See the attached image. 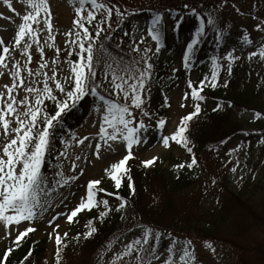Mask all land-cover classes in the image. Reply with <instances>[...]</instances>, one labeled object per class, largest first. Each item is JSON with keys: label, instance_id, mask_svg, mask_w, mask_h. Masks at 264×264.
Instances as JSON below:
<instances>
[{"label": "rangeland", "instance_id": "1", "mask_svg": "<svg viewBox=\"0 0 264 264\" xmlns=\"http://www.w3.org/2000/svg\"><path fill=\"white\" fill-rule=\"evenodd\" d=\"M152 1H169L172 3V12L179 14L183 12V6H185L183 4L185 3H190L187 5V9L200 7L203 13H207L208 16L211 14L227 33V38L222 42L224 47L220 50L221 52H216L217 50L213 48L214 43H209L205 39L195 46L196 50L188 61L190 67L185 68L183 52L186 44L192 38L188 34H182L178 40L169 35L164 43L160 42L157 51L156 42L148 35L150 26L148 13L145 9L141 11L136 9ZM47 3L51 13V35L54 39L48 40L47 29L38 33V39L42 47L43 59L48 61V67L43 70L39 68L38 62L41 60V53L37 51L36 44L29 41L31 44L29 52L32 56L29 68L33 72L46 71L51 75V69L55 67L58 69V78L63 82L64 78L70 75L69 64L65 62L67 49L70 45L66 44L65 41L73 38L66 36L65 33L75 31L73 25L74 8L78 4L70 3L69 0H47ZM116 3L127 15L118 18L113 11L108 22L114 24L125 19V22L130 25L127 26L125 35L119 37L120 42H123L122 49L131 56L126 64L131 63L133 59H139V56L131 51V46L143 37V41L139 44L140 54H143L144 48H148L150 50L147 54L149 62L152 65L155 61L166 62L169 69L165 78V98H167L169 105L167 117L163 119L165 125L162 128L156 127V121L160 119L155 118L150 109V100H152L151 80L148 78V83L140 94L143 99L142 107L150 115L144 116L139 109L134 110L133 126L138 121H143L145 126L138 133L139 142L132 145V157L129 161L140 163L156 157L152 164L157 165L169 155H173L175 159H180V161L186 160V148L183 144L170 140L169 146L164 147L161 138L173 133L180 118L195 111L194 105L196 103H199L200 108L209 111L217 109L216 105L220 104L218 99L195 101L191 97V90L187 83L188 80H191L193 86H197L205 76L211 78V67L203 68V65L211 64L208 59L213 56L223 57L229 51H232L233 55L239 56L243 88L245 91H255L254 89L258 88L257 93L256 91L255 93L251 92L256 100H264V59L262 62L254 64L251 60L255 61V58L260 57L258 55L250 57L249 55V53L258 52L260 46L264 45V24H262L264 22L262 21L264 20V0H231V2L224 0H115ZM107 5L111 7V4ZM27 11L28 6L25 0H9V5H5L3 0H0V39H3L9 47L14 43L15 31L18 30L21 17ZM82 14L85 15L86 13L82 10ZM104 15L106 14L103 10L98 11V16L103 18ZM167 15L168 13H166ZM166 16L164 21L167 22L166 30L169 34L170 26ZM257 24H262L260 29L255 27ZM33 27L35 28L37 25H33ZM39 27H43L42 20ZM245 33L251 40V44L245 43L242 39ZM49 44L52 47H49ZM57 48L60 49L58 56ZM193 56L196 59L193 60ZM12 59L21 64L24 63L25 57L21 55L20 48L12 49ZM54 59L59 60V63L53 65ZM219 62L222 75L216 83L218 87H222L228 64L223 59H220ZM140 67H143L142 63ZM9 70L10 68L0 69V73H2L0 74V90H4V85H10L12 82V78L8 75ZM102 70L103 68L100 69L97 77V83L103 82L100 89L111 95L119 103L130 104V101H126L122 96L117 97L112 93L109 81L105 79ZM22 75L28 84H32L33 78L42 81V77L39 75L30 77L27 72H23ZM205 85L206 87L211 86L208 82ZM32 86L41 88L43 84L41 82L32 84ZM50 86L54 87L51 82ZM185 94H187L186 99L184 98ZM13 95L18 99L23 98L26 95L23 92V86L16 89ZM98 105L100 111H97L96 108L90 109L84 120L74 129L75 136L64 139L66 144L61 141L55 153L59 165L55 175L57 171H60L63 173L64 179L72 175H75L76 179L57 189L51 196V204H46V210L38 213L33 221H21L19 225L11 224L8 228H5L0 222V258H3L6 249L12 248L13 251L26 237H29L32 241L40 242V246L45 251L46 262L51 264L56 247L55 234L58 232L63 238V234L72 230L77 225L79 218L89 211H81L73 218L72 222H69L65 215H60L50 224L51 218L57 213H69L86 193V185L89 180H99L101 183L98 186L108 192L115 188L114 182L107 175L105 169L110 168L112 163L126 155L128 149L123 140L108 141L107 145L101 142L99 156L94 154L96 151L95 143L100 141L98 136L99 118L103 111V104ZM17 107L22 111L24 105L18 104ZM256 113L254 111L240 113L238 119L245 124L246 132L238 133L229 139L220 148L217 156L210 159L209 156L207 158L206 155H203L200 161L205 162V166L199 164L201 175L199 179L195 181L192 187L172 197L170 200L172 212L161 218L162 224L157 223L160 227L159 230L153 229L154 232L161 233L159 239L168 236V243L172 244V252L169 253L168 251L170 244L168 247L157 248L156 255L159 260L152 261V264H163L164 259L169 255L172 256L175 264H181L179 256L184 245H187V250L190 253L189 264H239V260H247L252 253L251 247L255 245H258L260 252H264V111L259 113V116ZM11 126H15L14 120H12ZM84 137L88 139L83 144L77 145L75 143L76 139H83ZM4 142L3 131L0 129V145ZM60 152H66L67 155L60 157L57 154ZM77 157H79L78 160ZM73 161L76 163L74 169L71 167ZM165 166L166 163L163 167ZM233 169L235 170L233 171ZM56 179H60V177L56 176ZM228 190L242 192V200L249 206V210H241L242 218L240 221L231 215L230 218H226L224 223H220L217 218L215 219L217 223H213L214 217H210L208 213L216 204V198L226 195ZM146 196L149 195L146 194ZM177 213H180V216ZM177 220H181V224L171 228L170 223L174 224L173 221ZM187 222H190L191 225H187ZM57 224L60 227L54 230V225ZM141 225V220L135 221L132 229L137 227L136 229L128 232L125 237H116L104 242L96 248L95 253L92 252L89 255L90 257L83 264H109L114 253L120 252L126 243L141 235L142 229H138ZM27 227H32L35 230L27 233L21 241L14 243L15 236L19 231H23ZM200 227L210 231L212 237L204 238L199 235Z\"/></svg>", "mask_w": 264, "mask_h": 264}, {"label": "snow or ice", "instance_id": "2", "mask_svg": "<svg viewBox=\"0 0 264 264\" xmlns=\"http://www.w3.org/2000/svg\"><path fill=\"white\" fill-rule=\"evenodd\" d=\"M3 2L5 5H9V0H3ZM25 2L28 6V11L21 17L18 30L15 31L14 43L9 47L3 39H0V69L10 68L8 75L12 78L11 84L4 85V90H0V129L3 131L5 140L0 145V222L3 223L5 228H8L11 224L19 225L21 221H33L38 213L46 210V204H51V196L57 189L64 187L69 181L76 179L75 175L64 179L63 173L57 171L56 176L60 177V179L55 180L54 184H49V181L42 174L41 166L46 155L53 148L56 129L61 124L63 113L74 108L83 97L91 93L103 101V111L99 118L98 131L100 141L95 143L96 151L94 154L97 157L99 156L102 143L107 145L108 141L117 140L126 142L127 154L117 162L112 163L110 168L105 169L107 175L114 182L116 189L121 187L122 178L128 173L126 162L132 157V145L139 142L140 137L138 133L145 126L143 121H138L133 126L134 110L139 109L144 116L150 115L142 107L143 99L140 94L148 83L152 69V64L149 62L147 55L150 50L144 48L143 54H140L141 49L139 44L143 41V37L131 46V51L136 53L139 59H133L129 64L117 63L115 61L109 62L103 55L104 46L101 44L97 47V40L104 29L97 23L95 25V35H93L89 27L86 26V24H93L97 11L103 10L106 14L103 16L106 23L109 21L113 11H115L118 18L126 16V12H122L115 4L109 7L106 3H98L97 0H69L70 3L78 4L74 8L75 19L73 20L76 30L65 33L66 36L73 38L65 41L66 44L70 45L67 49V57L65 58V62L70 67V75L65 77L62 82L57 76L58 69L55 67L51 69V75L46 71L33 72L29 68V63L32 60L31 53L29 52V48L31 47L29 41L35 43L37 51L41 53V60L38 63L39 68L43 70L48 67V61L43 59V51L38 39V33L47 29L48 40H53L54 38L51 35V13L47 0H25ZM88 3L91 5V10H88L87 14L83 15L82 10ZM191 11L192 13H196L197 10L192 9ZM41 20L43 22L42 28L39 27ZM215 23V19L209 14L207 24L214 25ZM161 24L162 16L158 13L148 28V35L156 42L157 51L160 47ZM262 24H257L255 27L260 29ZM33 25H37V27L34 28ZM110 27L111 25L109 24ZM205 34L203 27H197L191 40L186 44L183 52L185 68L190 67L188 61L194 54L196 50L195 46L199 44L200 37ZM221 34L222 30L218 29L216 33L217 39L220 38ZM242 39L245 43H252L246 33L242 36ZM48 46L52 47L51 44ZM13 48H20L21 55L25 57L23 64L12 59ZM56 51L58 56L60 49L57 48ZM73 55L76 57L75 60L68 59ZM249 55L250 57L258 55L261 59H264V45L260 46L258 52H252ZM220 59L227 62V70L231 72L232 62L239 59V57L234 56L232 51L226 52L223 57H211V78L209 79L208 76H205L204 79L199 81L197 86H193L191 80L187 82L188 88L191 90V97L195 101L204 99L200 95V92L206 82L213 87L216 86L218 69L221 66L218 63ZM58 63L59 60L54 59L52 61L53 65ZM141 63L143 67H140ZM98 65H103L102 73L105 79L109 81L112 93L117 97L122 96L126 101H130V104L106 99L104 96L98 94V89L103 83H96ZM23 72H27L30 77L41 76L42 81L33 78L32 84L42 82L43 86L37 88L33 87L32 84L26 83V78L22 75ZM50 82L54 87L50 86ZM69 84L70 87L68 86ZM21 86H23V92L26 95L18 99L13 95V92L21 88ZM184 98H187V94H185ZM47 100H51L55 105V110L51 114L46 110ZM18 104L24 105L22 111L18 109ZM165 105H167V98H165ZM216 107L219 108L220 105L217 104ZM194 108V112H190L180 118L179 124L173 133L162 136L161 142L164 147L169 146L170 140L187 147L188 140L185 136L188 126L187 122L200 112L199 103H196ZM96 110L100 111L99 105H97ZM256 115L259 116L260 114L256 113ZM12 120L15 121L14 127L11 126ZM164 125L165 121L163 119L156 121L157 128H162ZM71 135L74 137L75 133ZM87 139V137L76 139L75 143L80 145ZM62 143L66 144L63 138ZM187 150L190 153L192 151L191 148ZM57 154L60 157L67 155L66 152ZM78 159L79 157H77ZM154 160H156V157L142 161V163L147 166L152 164ZM196 162V158L193 156L187 167L192 168ZM71 167L73 169L76 167L75 161L72 162ZM175 167H184V165L180 164ZM128 180L129 190L134 191L131 177H128ZM100 183L99 180H89L86 185V193L80 198L79 203L69 213H57L56 216L51 218L49 223H53L57 216L60 215H65L66 219L72 222L78 213L84 210L91 211L99 204L104 205V210L98 213V218H104L112 209L109 208L107 200H97L96 198L97 191H106L102 188L97 189L96 186ZM44 185H48V187L45 188ZM110 195H115L120 201L115 206V211H122L126 205V201L122 197H119L118 193H110ZM59 227L58 224L54 225V230ZM86 228L87 231L83 233L84 239H87L97 231L96 227L93 226L92 220L88 221ZM34 230L32 227H27L23 231H19L15 236L14 243L21 241L22 238L26 237L27 233ZM63 235L67 236V233L65 232ZM77 236L79 237V234ZM153 237L158 240L161 237V233L158 231L154 232L151 227L145 226L141 230L139 237H135L126 243L120 252L113 254L109 264H117V262L119 264H152V261L159 260V257L156 255V245L151 243ZM55 244L57 246L62 244V238L58 232L55 234ZM11 251L12 248L4 251L3 258H0V264H4ZM168 251L169 253L172 252L171 245ZM59 253L60 248L57 247L56 264H59ZM190 259L187 245H184L179 260L181 264H189ZM163 264H175V261L169 255L164 259Z\"/></svg>", "mask_w": 264, "mask_h": 264}, {"label": "trees", "instance_id": "3", "mask_svg": "<svg viewBox=\"0 0 264 264\" xmlns=\"http://www.w3.org/2000/svg\"><path fill=\"white\" fill-rule=\"evenodd\" d=\"M224 1L231 2V0ZM97 2L111 4V6L115 4V0H97ZM171 4L172 3L169 1H152L136 9L140 11L145 9L148 12L151 23L158 13L161 14V43H164L169 35L178 40L182 34L193 35L197 27H203L206 34L200 37V42L207 39L209 43H214L213 48L217 50L216 52H221L220 50L224 47L222 42L227 38V33L221 28L218 21H216L214 25L207 24L208 14L203 13L200 7H196V13H192V9H187V5H190V3L183 4L185 6H183V12L181 14L172 12ZM115 5L117 6L118 3ZM119 8L121 11L123 10L121 7ZM83 10L87 14V11L91 10L90 3L86 4ZM166 13H168L167 16ZM165 16L170 26L169 34L166 30L167 22L164 21ZM97 23L104 29L97 40V47L101 44L104 46L103 55L109 62L115 61L117 63L126 64L131 56L122 49L123 42H120L119 37L125 35L127 26L129 27L130 25L125 22V19L119 20L114 24H110L109 22L106 23L101 16H98L97 11L96 19L93 21V24H86L93 35H95V25ZM109 24L111 25L110 28ZM218 29L222 30L219 39H217L216 36ZM247 58L250 59L249 57ZM68 59L75 60L76 57L73 55ZM194 59L196 58L193 56V60ZM239 59L232 62L231 72L227 70L225 73L222 87H218L217 83L215 87H206V85H204L200 92V95L204 97L203 100L218 99L220 107L215 111L200 108V112L187 122L188 126L185 136L188 140V144L187 147L183 145L184 148H186V160L180 161V159H175L173 155H169L157 165L150 164L145 166L142 162L136 163L133 161L128 163L126 165L128 173L123 176L122 184L119 189L114 188L111 192L97 191V200H107L109 208L112 210L104 218L99 219L98 213L104 210V205L99 204L87 214L81 216L77 225L67 232V236L62 238V244L59 246L56 245L51 264H56L57 247L60 248L59 264H83V262L90 257L89 255L92 252L95 253L96 248L104 242H108L110 239L112 240L116 237H125L128 232L136 229L137 227L134 229L132 228L133 223L137 220L142 221V225L138 229H143L145 226H149L156 230L160 229L157 223L162 224L161 218L172 212V203L170 201L172 197L192 187L195 181L201 176L199 164L205 166V162L200 161L202 156L206 155L207 158L209 156L210 159L217 156L220 148L229 139L238 133L246 132L247 128H245V124L238 119V115L245 111H254L257 113H263L264 111V100H256L252 93H255V91L257 93L258 88L254 89L255 91L251 90L252 92L248 90L249 93L243 88ZM255 59V61L251 60L254 64L263 61L261 58ZM208 61L211 63V58H209ZM218 63L220 62L218 61ZM209 67H212L211 64L203 65V68ZM101 68H103V65L97 66L96 83ZM168 73L169 69L166 62L155 61L153 63L152 75L150 76V93L152 96V100H150V109L157 119H165L169 109L168 103L165 105V78ZM221 75L222 72L219 68L217 79H219ZM68 86L70 87V84ZM98 94L104 96L106 99L115 100L111 95L100 88L98 89ZM100 102L103 101L89 93L83 97L74 108L63 113L61 124L56 129L53 148L48 155H46L41 166L42 174L49 181V184H54L55 180H57L55 171L59 168V165L55 153L62 138L66 139L72 136L71 134L74 129L84 120L90 108L96 107V104ZM46 105V110L50 114L53 113L55 110L54 103L51 100H47ZM188 148L192 149L191 153L188 152ZM193 156L196 158L197 162L192 168H188L187 164L191 162ZM164 163H166L165 167H163ZM180 164H183L184 167H175ZM128 177H131L134 191H130L128 188ZM44 187L47 188L48 185H44ZM96 187L97 189H101L98 185ZM110 193H118L119 197H122L126 201V205L122 211H115V206L120 201L115 195H110ZM146 194L149 196H146ZM223 196L216 198V204L208 213L210 217H214L212 222L217 223L215 221L217 218L220 223H224L227 220L226 218H230L231 215L236 220L240 221L242 218L241 210H249V206L242 200V192L238 193L228 190L226 195ZM146 199H148V201H146ZM130 213L131 215H129ZM177 215L180 216V213H177ZM89 220L93 221V226L96 227L97 231L87 239H84L83 233L87 231L86 225ZM173 223L174 224L170 223L171 228H173L174 225L178 227L179 224H181V220L173 221ZM187 225H191L190 222H187ZM77 234H79V237ZM199 235L204 238L212 237L210 231L201 227ZM167 238L168 236L157 240L153 237L151 243L155 244L156 248H164L169 244L172 245L168 243ZM44 252V248L40 246V242L32 241L29 237H26L25 240L16 246L8 255L5 264H47ZM251 252L247 260H239V264H264V252L259 251L258 245L252 246Z\"/></svg>", "mask_w": 264, "mask_h": 264}]
</instances>
